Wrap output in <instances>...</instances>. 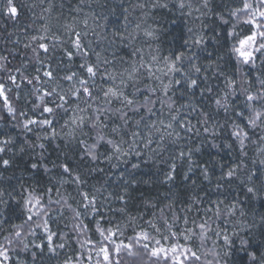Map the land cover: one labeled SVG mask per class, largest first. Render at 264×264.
Returning <instances> with one entry per match:
<instances>
[{
  "label": "trees",
  "instance_id": "obj_1",
  "mask_svg": "<svg viewBox=\"0 0 264 264\" xmlns=\"http://www.w3.org/2000/svg\"><path fill=\"white\" fill-rule=\"evenodd\" d=\"M153 2L154 0H15L19 15L18 18H10L3 13L6 0H0V56L7 57V60H0V64L11 70L9 73L0 69V80L4 82L6 89H11L7 94L13 106L18 112L26 113V116H9L0 100V142L11 141L7 145L0 143V147L5 148L0 152V245L17 230L15 225H22L27 219L28 212L24 201L29 193L34 191L38 195L48 188L53 191L47 192L42 201L48 210L47 216L44 217L47 221L45 230L53 235L55 245V251L50 252L47 236H43V230L37 228L24 238V243L28 245L26 249L20 246L8 252L7 264H65L69 258L72 264L78 263L83 257L73 232L74 223L80 225L93 247L110 243L127 244L130 238L143 231L149 235V240L143 242L148 243L150 250L152 246L156 247L154 242L161 239L149 229V222L146 221L149 220L148 216H151L149 218L152 220L159 219L163 228L169 232L164 224V218L167 217L168 222L173 225L171 232L178 233L176 237H171V244L179 243L191 247L197 253L201 252L199 237L194 238L192 243L184 241L181 237L182 225L188 227L183 218L187 216L190 222L195 220L199 223L212 217L209 221L211 230L203 244L213 251H220L224 248L223 235H228L233 241L231 248L227 249L229 255L220 260L222 264H250L248 251H255L258 256L264 253V223L261 222V216H264V139H261L264 137V128L257 127L250 132L251 136L247 140L249 142L251 139L255 147L245 142L244 149L240 150L232 139L230 130L233 123L243 125L242 120L237 119L234 113L217 111L213 101L214 96L222 94L226 76H235L239 85L240 76L243 75L253 89L260 87L257 77L264 78V61L261 60H257L256 67L239 65V75L236 73L237 62L231 53L232 41L228 33L232 21L231 13L233 9L241 6V0H207V7H204V0H183L184 8L179 7L181 0H160L161 4L166 3L168 7H154L151 21L159 28V43L163 53L169 58L181 51L192 56V63L201 67V72H191V65L187 60L184 61V68L192 78L198 79L199 87L189 89L186 84L173 83L165 96L162 90L165 84L153 78H146V83L143 84L138 76V81L130 82L126 88L127 92L139 89L138 97L134 98L137 103L133 106L138 108V111H133L132 108L123 109L131 117L128 125H124L120 120L117 108L89 98L92 108L87 115H92L93 109L97 107L107 110L106 115L110 117L107 122L119 126L122 136L120 132L116 135L110 129L107 134L116 141L127 143L126 156L113 155L111 149L102 144L98 149L99 160L90 161L83 155L78 140L86 139L90 143L92 136L78 133L76 139L70 140L66 135V123L71 113L69 105L66 106V111L44 113L42 107H38L40 101L37 99L43 92H36L37 88L41 89L40 82L33 81L30 85L22 79L21 74L29 78L36 76L26 70V64L34 66L37 62L32 48L37 47L39 41L31 42L29 34H36L34 32L43 23L40 22L41 18L45 19L44 22L48 26L49 45L59 49L52 59V66L62 77L72 71L77 72L80 64L79 55H74L71 61L65 55L66 50L75 53L71 41L75 39L76 32L85 38L84 42L82 40L84 46L94 40L89 38L91 33L103 36L105 41L95 45L96 52H101L102 48L110 45V39L121 41L115 33L127 36L134 25L138 24L137 15L151 10ZM137 3L142 5L139 10ZM153 18H156L155 21ZM128 23H131L132 28L128 27ZM190 28L204 37L203 44L195 47L191 45L193 33L188 31ZM185 40L189 41L187 47ZM27 44L32 47L26 48ZM17 68L20 69L19 72L16 71ZM221 71L223 75L219 74ZM9 74L16 77L15 84L7 79ZM179 78V74L170 73L166 81ZM60 82L53 81L52 86L55 87L61 84ZM148 88L156 89L153 94L156 103L151 105L152 113L144 107H139ZM207 89H211V93ZM128 95L131 96L129 93ZM168 97L175 101L171 110L166 106L162 108L159 102L160 99L167 100ZM52 99H55V96L47 98L46 102L48 106L54 107L51 104ZM243 99V96L235 98L236 111H246ZM204 112L211 117L207 125L199 123L205 118L202 116ZM173 115L177 117L173 127L179 136L174 132L173 136H165V139L160 141L161 133L152 129V143L145 147L147 142L142 141V138L147 139L148 127L156 122L157 127L163 131L164 126L159 124V121L163 120L166 125L172 122ZM45 118L52 120V127L58 135H41L35 129L30 132L23 127L27 119L40 121ZM136 121H140L138 127ZM188 121L194 126L191 133L185 131ZM180 123L185 127H180ZM213 124L217 125L215 136L211 132ZM205 126L209 127L210 132H204ZM133 130L139 131L141 136L133 138ZM195 130H199L200 134L196 135ZM84 131L87 132L88 128L85 127ZM41 144L44 147L39 150H49L47 157L38 155ZM190 148L193 150L191 171L188 160L178 158L180 150L187 152ZM196 148L200 151L196 152ZM108 151L109 155H106ZM3 160H8L9 164L3 165ZM33 163L38 165L36 169L31 167ZM65 163L72 169L73 174L80 176L81 184L87 186L88 193L89 190L105 191L103 198L98 199V194H93L99 213L91 220L81 215L80 202H75L78 199L74 196V182L72 185L63 182L65 178H70V175L60 170V164ZM132 164H138L139 167L133 169ZM172 164L176 166L174 179L168 181L166 177ZM203 167L209 169L207 180L201 174ZM229 169H235L232 177L224 175ZM186 175L190 179L185 180ZM62 182L65 185L57 192L58 184ZM249 187H254L255 192L249 193ZM121 195L127 200L125 214L122 211L106 214L102 204H109L112 209L121 210V201L117 198ZM109 196L113 198V202L109 200ZM57 200L60 201L59 204L55 203ZM221 201L222 209L235 204L236 215L216 219L213 202ZM169 204H172L171 209L166 207ZM161 208L164 209L163 215ZM241 210L243 216L240 215ZM76 212L80 215L76 216ZM129 214H132L131 219L128 218ZM174 214L180 219L173 221ZM55 217L62 221L55 223ZM113 218L122 222L124 218L131 230L128 235L107 242L104 237L112 230ZM191 225L193 228L194 225ZM234 231L238 235H233ZM216 232L222 233L219 238ZM169 234L171 236L170 232ZM241 238L249 242L247 251L241 247ZM60 244L64 247H59Z\"/></svg>",
  "mask_w": 264,
  "mask_h": 264
},
{
  "label": "snow or ice",
  "instance_id": "obj_2",
  "mask_svg": "<svg viewBox=\"0 0 264 264\" xmlns=\"http://www.w3.org/2000/svg\"><path fill=\"white\" fill-rule=\"evenodd\" d=\"M152 7H160V8H167L168 5L166 3L161 4L160 0H154ZM180 8H184L185 4L183 0H181L179 4ZM204 7H207V0H204ZM198 10V9H197ZM3 13L7 15L10 18H18L19 15V7L15 3V0H6V6L3 8ZM231 15L233 17L237 18H243L242 22L249 26L248 32L241 36L238 32L235 31V26H233V30L228 33L229 36L233 37L236 41V44L231 48V53L235 57V60L237 62V68L236 73L239 75V65L244 66H251L256 67L257 60L264 61V0H241V6L233 9ZM127 19V18H126ZM85 24H87V21L85 20ZM127 27V26H126ZM141 25L136 24L135 29H133V33L137 30H140ZM189 32L193 33L191 37V45L193 47L199 46L204 43V37L202 35H199L198 33L193 32V29H189ZM133 33H129L128 36H123L120 33H115L114 35L119 36L120 39L123 41L125 39L131 41L135 39V36ZM86 34V33H85ZM144 35L151 39H158L156 32L154 30H148L144 32ZM31 39L33 41H44L46 39L45 36L41 35L39 37L32 36ZM73 48L75 49V53L72 50H66V57L69 61H71L74 57V55H79L80 57V64L79 68L82 70L83 74L86 75H78L77 72L72 71L69 74H65L63 79L65 81H68L69 83H72L75 81V83H72V87L69 88L68 92L64 93L61 91H58L56 87H50L47 90H44L41 95L37 96V99L40 101V105L38 107H42V111L44 113L48 114H55L57 110H67L66 106L70 105L72 103H76L77 101L81 100L82 98H91L96 99V97L93 95L94 88L89 86V82H95V78L100 73V69L98 64L92 63L88 57L90 55L89 51L85 49L84 44L82 43L81 33L76 32L75 33V39L71 41ZM185 46L187 47L189 44L188 40L184 41ZM26 48L32 47L31 44L25 45ZM41 50L45 55H47L50 52V47L48 44L39 42L37 47L32 48V52L34 53L35 58L38 62L40 61V55ZM137 53L142 52L141 49L135 50ZM190 51V49H189ZM98 60L100 58V53H95ZM0 60H7V57L0 56ZM188 61V63L191 65V72L194 73H200L201 67L197 66L196 64L192 63V56H189L186 54V52L181 51L177 54H175L173 57H164L163 58V64L164 67H155L157 64H159L160 58H158L157 55L152 54L150 62H146L144 57L141 56L139 61L136 63H133L129 66V68L124 69L121 72H112L108 73L107 69H105V73L107 74V80L112 81L111 86H109L106 90H103V96L105 98L106 104H111L113 100H118L122 104V108L117 109L116 111L120 113V120L123 122L124 125H128L129 120L131 117H129L128 112L123 111V108H132L133 111H138V108L133 107L136 105V101L132 98H129V96L125 95L124 91L120 86H117L115 84V81L119 79L120 85L124 86L126 85V81H137L138 80V74L140 73L141 69H144L149 78H152L155 76V72H161L164 75L171 74H179L180 78L175 79L174 81L170 80L168 84L163 85V92L164 95L167 96L168 91L171 87V85L174 83L176 85H183L186 84L189 89L197 88L199 87L198 79L192 78V75L189 74V71H186L184 68V61ZM105 64H110L111 62L107 59H104L103 61ZM51 66H49L50 69ZM155 67V72H154ZM211 67V65H209ZM0 69L8 71L10 73L11 70L7 69L4 64H0ZM166 69V71H165ZM17 72L20 71L19 68L16 69ZM39 71V70H38ZM220 75H223V72L221 71L219 73ZM22 75V79L26 80L28 84H33V81H40L41 77L39 75L33 76L31 78ZM102 77L104 74H101ZM43 76L48 79V81L55 80V76L53 71L46 70L43 72ZM157 80L160 79L159 76H155ZM7 79L15 84L16 77L14 75L9 74L7 76ZM258 83L260 85L259 88L253 89L251 83L245 78V76H240V83L237 85V80L235 76H226L225 77V85L222 89V94L216 95L213 97L214 104L216 106L217 111L223 110L225 114L234 113L237 119L246 121V127L249 129H256L257 127L264 128V78L257 77ZM78 85V86H77ZM19 87V85H17ZM11 89H6L5 84L2 80H0V100H2L3 107L7 110V113L9 116H26V113L22 111H17V109L13 106L9 96L8 92H10ZM139 91V89H137ZM208 92L211 93V89H207ZM37 93L41 92L40 88L36 89ZM156 92L155 88H148L147 94H144V101L142 104L139 105V107H144L146 111L149 113L153 112V108L151 105H154L156 103V100L153 99V94ZM55 96V99L51 100V104L53 106H48V103L46 102L47 98H51ZM238 96H243L242 103L244 104V109L246 111H236L235 110V103ZM159 102L161 103V107H167L169 110L172 109L173 104L175 101L172 99V97H168L167 100L160 99ZM84 103L86 105L85 108H80L79 103H76V108L74 109V115L71 118V125L73 127L70 129L69 132L66 133V135L71 139H76L77 134H81L83 136H92V143H89L86 139H80L78 140V144L81 146V151L83 155L88 158L90 161H95L99 158L98 156V149L103 144L108 146L111 149V152L113 155H124L126 156L128 153L124 150L122 147V144L124 143L121 141H116L115 139L111 138L107 132L106 129L109 128L108 120L110 119L109 116L106 115V109L103 107H97L93 109L92 115H87V112L89 109L92 108V105L88 103L87 99L84 100ZM194 110V109H193ZM154 114V113H153ZM202 116L205 117L199 121V123L203 125H207L208 119L211 117L208 113L204 112L202 113ZM172 122H169L168 124H164L163 120L159 121V124L164 126V130L161 131L159 127H157L156 122H153V124L149 127V136L147 138V143L145 144V147L148 146V144L152 143L151 139V130L155 129L157 132H160V141H163L165 139V136L171 137L173 136L175 129L173 127V122L177 121V117L175 115L171 118ZM52 120L50 119H43L40 121L34 120V119H27L23 123V127L25 129H28L31 131L30 125H36L39 124L41 126H51ZM227 123V121H226ZM135 124L137 127L140 124V121H136ZM180 127L184 128V124L180 123ZM87 127L88 131H84V128ZM217 128V125L213 124L211 132L212 135L215 136V130ZM168 129H172V131H168ZM204 132L208 133L210 132L209 127H204ZM185 131L187 132H193L194 126L191 125V122L188 121V127L185 128ZM111 132L114 134H119V128L118 126H114L111 128ZM196 135H199V130H195ZM52 135L56 136L58 133L55 132L53 129ZM175 135L178 137L179 133L175 132ZM230 135L234 137L237 141H239L241 147L243 148L244 141L249 139V132L245 130V127H242L240 123H233L231 127ZM131 136L133 138H137L141 136V133L139 131L133 130L131 132ZM261 139H264V137H261ZM10 140H4L0 143L3 145H7L10 143ZM133 143H135V139H133ZM41 148L44 147L43 144L40 145ZM5 150L4 147H0V152H3ZM196 152H199L200 149L196 148ZM139 155V153H137ZM192 155L193 150L190 148L187 152L180 150L178 153V158L180 159H187L189 163V171H191L192 166ZM3 165L7 166L9 164L8 160L2 161ZM33 169H36L38 165L36 163H33L31 165ZM63 173L65 174H71L72 169L69 167L68 164H61L59 166ZM138 164H132V168L136 169L138 168ZM171 170L168 173L166 179L168 181H171L174 179L173 173L176 170L175 164H172L170 166ZM47 170V169H46ZM209 169L207 167H203L201 169V174L203 175L204 179H209ZM235 174V169H229L224 175L227 177H232ZM185 180L190 179L187 175L184 177ZM251 179V177H249ZM75 182H81L80 176L77 174L74 177ZM195 183V181H193ZM53 191L52 188H48L45 190V192H42L40 194H35V192H30L29 195L25 198V206L27 208V212L30 213L27 215V219L24 221V224L28 225V231H31V224L29 222H33L34 216L37 218L42 219V217L47 216L48 210L47 206L43 204V197L47 192ZM58 192V189L56 190ZM127 190H125L126 192ZM249 193H254L255 188L249 187L247 189ZM84 200L89 201V204L95 205V196H89L88 193H81ZM119 200L125 201L127 203L126 198L124 195L117 197ZM51 203V199L49 198V204ZM55 203L59 204L60 201L57 200ZM65 203H67L65 201ZM215 204L214 209V216L216 219H220L222 216H235L236 215V205L232 204L231 206H225L224 209L220 207V205L223 203L221 202H213ZM30 205L31 207H27ZM166 207L172 208V204L167 205ZM33 209L35 211L33 212ZM123 211V209H121ZM209 211H213L212 209H209ZM161 214H164V209H160ZM76 216H79L80 213L76 212ZM240 215L243 216L244 213L241 210ZM173 221L179 220L180 217L173 215ZM184 223H189L188 217L185 216ZM212 219V217H208V219L203 220L202 222L197 223L195 220L191 221V223L194 225L193 228L186 229L185 233L183 235L184 240H193L197 236L199 237L201 241V245L208 239V232L211 230L209 226V221ZM261 222L264 223V216H261ZM24 224L22 225H15L18 230L15 232V237L19 238L17 240V243L20 244L24 249L28 247L26 243H24V238L22 237L21 230L24 229ZM43 224L47 225V221L44 220ZM164 224L168 228L169 232L171 233V237H176L178 233L171 232L172 224L168 222L167 217L164 218ZM37 226L39 227L40 224L37 223ZM154 228L156 227L154 224L152 225ZM159 232V229H156ZM198 230V231H197ZM216 236L219 238L221 236V232H216ZM103 235V232L101 233ZM116 235L115 232L109 231V234L105 236V240H111L112 237ZM233 235H238L235 231L233 232ZM48 239V250L55 251V249L52 247V235H49L47 237ZM162 239L168 240L170 239L169 236H162ZM149 240V235L146 232L141 231V233H138L136 237L130 238V242L128 244L121 243L120 245H116L114 248V251L116 254H119L121 249L123 248L126 250L127 254L129 256H138L141 251L147 252L149 259L151 260V264H196V262H199L201 260V257L197 255V252L194 251L191 247H187L184 245H181L179 243H172L168 246H164L161 244V240H156L155 245L156 247H153L149 250L148 243H144L143 241ZM9 243H12V241H9ZM215 244V242H213ZM223 243L224 248L220 251H212V255L214 257V260L216 261V264H220V260H222L224 257H227L229 255V251L227 249L231 248L233 241L228 235H223ZM240 244L243 250L247 251V246L249 242L246 239L241 238ZM37 247H40L37 245ZM59 247L63 248L64 245L60 244ZM133 249H136V251H133ZM103 257V261L107 262V264H111V255L112 250H110L107 246H101L97 252V256ZM247 255L249 257L250 264H264V253H261L259 256L255 251H248ZM0 257L3 259L0 260V264H4V261H6L8 257V250L6 248H0ZM65 264H72L71 258L65 261ZM206 264H212L211 261L206 262Z\"/></svg>",
  "mask_w": 264,
  "mask_h": 264
},
{
  "label": "rangeland",
  "instance_id": "obj_3",
  "mask_svg": "<svg viewBox=\"0 0 264 264\" xmlns=\"http://www.w3.org/2000/svg\"><path fill=\"white\" fill-rule=\"evenodd\" d=\"M136 6H137L138 10H139V8L141 9V7H142V5L138 4V3L136 4ZM150 8H151V10L147 11L146 13L140 14L139 16L137 15V17H139V18H137V23L142 25L143 27L140 28V30H137L134 33H133V29H135V25H134V28L131 29V31L129 33H133V35L135 36V39L131 40V41H129L127 39L122 41L120 39V37H118V38L121 41L116 40L115 38L110 39V45L105 46L104 48L101 49V52H98V53H100L99 60H98L97 56L95 55V53H97L96 50H95V45L99 44L100 42L102 43L103 41H105V39L100 34L91 33L89 35V38H92L94 40H92L91 42H88L87 45H85V49L87 51H89V53H90L88 59L92 63L98 64L99 69H100V73L104 74L103 77H102L101 74L97 75V77L95 78L94 85H93V82H91V81L89 82V86L94 88L93 95L96 97V99L100 103H105V98L103 96V90H106L112 84V81L107 80V74L105 73V69H107L108 73H112L114 71L121 72L124 69L129 68V66L132 65L133 63L138 62L141 56L144 57L146 62H150L152 54L157 55L158 58H160V61H161L155 67H160V68L164 67L163 58L167 57V56H165V54L163 53L162 47L160 46V43H159V41H160V35L158 33L159 28L155 25V22L151 21V17H152L151 14L154 13V11H153L154 7L151 6ZM136 13H138V12H136ZM132 19H135V17H132ZM153 19L155 21L156 18H153ZM231 19H232V21H231L230 31H232L233 30V26H235V31L238 32L241 36H243L244 34H246L248 32L249 26L242 22L243 18L233 17L231 15ZM44 20H45L44 18L40 19V22L41 23L43 22V23H42L41 26H39L37 31L34 32L36 34H33V35L29 34L31 36H29V35L28 36L31 39L32 36L39 37V36L43 35V36L46 37V39L44 41H39V42H44V43L49 45L50 41L48 40L49 36L47 35L48 26H46V23L44 22ZM128 27H131V23H128ZM148 30H154L156 32V35H157L158 39H151V38L146 37L144 35V32L148 31ZM128 34H127V36H128ZM229 37H230V39L232 41V47H233L236 44V41H235V39L233 37H231V36H229ZM81 38H82V40L84 42L85 38L83 39V36ZM31 42H33L32 39H31ZM49 47H50L51 50H50V52L47 55H45L43 53V51H42V54H41V56L39 58L40 61H42V63L37 61L34 66H30V65L26 64V70L28 72H30L31 74L39 75L41 77V80L39 82H40V86H41V91L42 92L44 90L49 89L50 87H53L52 86L53 81H61L60 82L61 84H58L60 86L57 85L55 87L57 88L58 91L66 93V92H68L69 88L72 87V83H75V81H73L72 83H69L68 81H65L62 78L64 76L60 77L59 71H55L54 70V68L52 66V63H53L52 59L54 58V56H56V52L59 49H58V47H55V46H52V45H49ZM136 49H141L142 52L137 53L135 51ZM104 59H107L111 63L110 64H105L103 62ZM80 62H81V60H80ZM49 66H51L50 69H49ZM240 66L243 67L244 65H240ZM155 67L153 69L154 72H155ZM46 70L53 71L54 76L56 77L55 80L48 81V79L43 76V72L46 71ZM165 71H166V69H165ZM77 74L78 75H86V74L82 73V71H81V69L79 67H78V70H77ZM138 76L140 77L139 81L142 82L143 84L146 83L145 82L146 78H149L147 72L144 69H141V71L138 74ZM155 76H159L160 77L158 82H160L162 84H168L169 83L166 80H168V77L170 76V73L168 75H164L161 72H155ZM155 76L152 77V78L156 79ZM130 82H133V81H126V85L121 86L119 79H117L115 81V84L122 88V90L124 91L125 95L129 96V98L133 97L132 99H134L135 97H138L139 94L137 92V89H131V90H129V92H127L126 88L129 87L128 84ZM128 93L131 94V96L128 95ZM85 99H87L88 103H90L89 98H82L81 100L76 102V103H79L80 108H85L86 107V105L84 103ZM76 103H72V104L69 105V110L71 111V113H70V116H69L68 123H66L67 126L65 125L66 129L68 130L67 132L70 131V129H71L70 126L73 127V125H71L70 121H71V118L74 115V109L76 108ZM110 105L115 107V108H117V109H120V108L123 107L122 104L120 103V101H118V100H113ZM123 109H125V108H123ZM89 110H88V112H89ZM34 120H36V119H34ZM242 123H243V125H241V126L245 127V130L248 131L249 132V136H251L250 132L253 129H249V128L246 127V121L242 120ZM29 127L33 128V129H31L33 131L37 130V132L39 134H41V135L47 133V134H51V136H53L52 135V131H53L54 128L52 127V125L51 126H47V125L41 126L39 124H36V125H30ZM111 127H114V125H111V123H110L108 129L111 130ZM118 128L120 129L119 126H118ZM108 129H106V132H108ZM30 132H32V131H30ZM119 132H120V135L122 136V133H121L122 131H119ZM153 132L154 131H152V133ZM230 132H231V130H230ZM147 134L149 136V132ZM116 135H119V134H116ZM148 136H146V137L148 138ZM118 137H120V136H118ZM232 139L237 143L238 148L240 150L244 149L245 142L247 143V145L251 144L252 147H255V143L253 141H251V139L249 140V142H248V140L244 141L243 148L241 147L239 141H237L234 137H232ZM142 141L147 142V139L146 138H142ZM90 143H92V142H90ZM122 147L124 148L125 151L128 150V145H127L126 142H124L122 144ZM39 149H41V147L38 148V151H39L38 155H42L44 157H47L49 155V150H46V149L39 150ZM106 155H109V151L107 152ZM60 170L63 173L61 168H60ZM72 174H73V172L71 174H66V175H70V178H65L66 181L64 180L63 182H67L66 185H72V183L74 182V185H72L75 188L74 196L78 199L75 202H76V204H78L80 202L81 211H82L81 215L82 216L85 215L86 219H90L91 220L92 217L95 216L96 213H99L98 206H97L98 205L97 201H95V205L93 206V205L89 204V201L83 199L81 193H85V192L88 193L87 186H85L86 187L85 188L84 185L81 184V182H75L74 181V177L76 176V174H73V175ZM63 182L58 184V187H59L58 191L61 190L60 187L65 185V184H63ZM88 194H89L90 197L94 196V195L96 196V194H98V199L99 198H103L106 195L105 191H103V189H100V191H98V192H96L95 190H92V191L89 190ZM103 194H104V196H102ZM109 200H111L113 202V198H111L110 196H109ZM120 201H121V204H120L121 205V209H123V211L120 210V209L117 210L115 208L112 209L111 208L112 205L109 206V204H104L103 203L102 205L104 206L103 207L104 212L106 214H108L109 212L118 213V212L122 211L125 214L126 211H125L124 207H125V205L127 203H125V201H122V200H120ZM65 206H67V205L65 204ZM27 207H31V206L28 205ZM67 207H68V209H70L69 206H67ZM34 211H35V209H33V212ZM72 213H71V215H72ZM29 214L30 213H28V215ZM143 215L146 216V214H143ZM44 217H42V219H40V218H37V217L34 216L33 222H29L31 224V231H28L27 230L28 229V225L24 224V229L21 230L22 237L25 238L30 232L35 231L37 228H39L40 230H43V232H42L43 236H47L48 237L49 235H51L49 232H47V230H45V225L43 224V221L45 220ZM72 217H74V216L72 215ZM149 217H151V216H148L149 220H146V221L149 222V229L152 230L153 233L156 236L160 237V239L162 241V244L164 246L170 245L171 244V236H170L169 232L165 228H163V226L161 225L160 221H158L159 219L158 220H152ZM128 218L131 219L132 218V214H129ZM60 221H62V219L56 218L54 222L58 223ZM132 221H134V220H132ZM37 223L40 224L39 227L37 226ZM111 223H112L111 224V226H112L111 232H115L116 235L114 237H112L111 240H107V242L108 241H112L113 238L124 237V236L128 235L129 231L131 230L130 226L127 225V220L125 221L124 218H123V222L121 220L117 221V220H115L113 218ZM72 224H73V222H72ZM153 224L156 226L155 228L152 226ZM138 225H140V224H138ZM190 228H192V225H191L190 221L188 223V227H183V225H182L181 237H182L183 240H184L183 235L185 233V230L186 229H190ZM156 229H159V232ZM17 230H15V232ZM15 232L10 237H8L0 245V248H6L8 250V252H9V251L17 249V248H19L21 246L20 244L17 243V240L19 238L15 237ZM73 232L76 234V237H77V240H78V244H79V247H80V255L83 257L76 264H107V262L103 261L102 255L101 256H97V252H98V250H99V248L101 246H107V247L110 248V250H112V255L110 257L111 264H124V261H126V264H151V260L149 259V256H148L147 252H144V251H141L138 256H129L127 254L126 250H124L122 248L120 253L116 254L115 251H114V248H115V246L117 244L110 243V242H109L110 244H99V245L93 247L92 246L93 244H91V242H89L86 239V234L82 231V228L77 223H74ZM162 236H169L170 239L164 240V239H162ZM9 241H12V243H9ZM53 241H54V237L52 235V247L55 246ZM184 241L189 242V243L193 242V240H190V241L184 240ZM152 247H154V246H152ZM133 251H136V249H133ZM212 251L213 250L211 248H207L204 244L201 245V252L197 253V255H199L201 257V260L199 262H196V264H206V262H209V261H211L212 264H216V261L214 260V257L211 254ZM2 259L3 258L0 257V260H2ZM4 264H7L6 261H4ZM220 264H222V263L220 262Z\"/></svg>",
  "mask_w": 264,
  "mask_h": 264
}]
</instances>
